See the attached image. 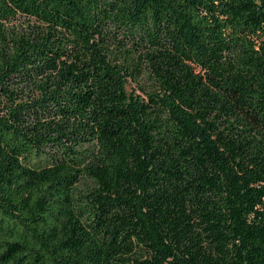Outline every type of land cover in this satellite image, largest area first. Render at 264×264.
<instances>
[{
    "label": "trees",
    "instance_id": "obj_1",
    "mask_svg": "<svg viewBox=\"0 0 264 264\" xmlns=\"http://www.w3.org/2000/svg\"><path fill=\"white\" fill-rule=\"evenodd\" d=\"M0 264H264V0H0Z\"/></svg>",
    "mask_w": 264,
    "mask_h": 264
},
{
    "label": "rangeland",
    "instance_id": "obj_2",
    "mask_svg": "<svg viewBox=\"0 0 264 264\" xmlns=\"http://www.w3.org/2000/svg\"><path fill=\"white\" fill-rule=\"evenodd\" d=\"M19 22L22 23V24H20L21 26L26 27V24L23 23L24 22V19L19 20ZM20 25H16L18 30L21 29V26ZM127 93L128 94L134 93V95L140 94L139 90L136 88L135 85H128L127 86Z\"/></svg>",
    "mask_w": 264,
    "mask_h": 264
}]
</instances>
